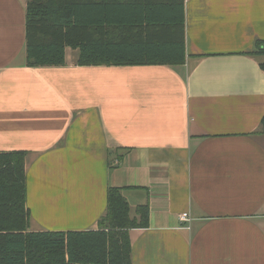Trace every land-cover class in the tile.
<instances>
[{"label":"crops","instance_id":"1","mask_svg":"<svg viewBox=\"0 0 264 264\" xmlns=\"http://www.w3.org/2000/svg\"><path fill=\"white\" fill-rule=\"evenodd\" d=\"M26 14L0 0V151L28 152L30 230L97 229L115 186L150 207L131 264H264V0H185L184 64L28 66Z\"/></svg>","mask_w":264,"mask_h":264},{"label":"trees","instance_id":"2","mask_svg":"<svg viewBox=\"0 0 264 264\" xmlns=\"http://www.w3.org/2000/svg\"><path fill=\"white\" fill-rule=\"evenodd\" d=\"M67 47L84 66L184 64L185 0H27V65H64ZM256 53L264 69V42ZM27 154L0 151V264H131L129 230L149 227V203L132 216L122 188L111 186L97 229L32 231Z\"/></svg>","mask_w":264,"mask_h":264},{"label":"built area","instance_id":"3","mask_svg":"<svg viewBox=\"0 0 264 264\" xmlns=\"http://www.w3.org/2000/svg\"><path fill=\"white\" fill-rule=\"evenodd\" d=\"M180 223L182 228H190L188 223L191 221V217L188 212H183L179 215Z\"/></svg>","mask_w":264,"mask_h":264}]
</instances>
